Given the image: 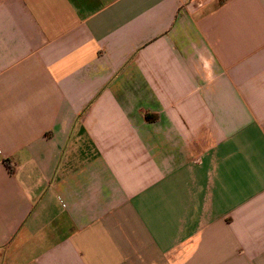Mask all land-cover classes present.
I'll list each match as a JSON object with an SVG mask.
<instances>
[{"label":"crops","instance_id":"1","mask_svg":"<svg viewBox=\"0 0 264 264\" xmlns=\"http://www.w3.org/2000/svg\"><path fill=\"white\" fill-rule=\"evenodd\" d=\"M0 264H264V0H0Z\"/></svg>","mask_w":264,"mask_h":264}]
</instances>
